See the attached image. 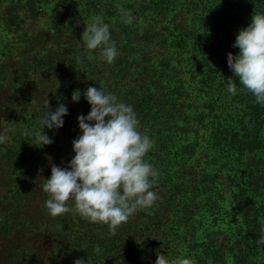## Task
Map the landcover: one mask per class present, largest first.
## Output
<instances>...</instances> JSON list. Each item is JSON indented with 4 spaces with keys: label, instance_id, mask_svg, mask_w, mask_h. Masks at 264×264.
I'll return each mask as SVG.
<instances>
[{
    "label": "trees",
    "instance_id": "1",
    "mask_svg": "<svg viewBox=\"0 0 264 264\" xmlns=\"http://www.w3.org/2000/svg\"><path fill=\"white\" fill-rule=\"evenodd\" d=\"M256 14H264V0H0V135L8 137L0 144V183L9 167L13 175L24 168V184L1 192L0 264H155L158 254L191 264H264L257 243L264 236V106L227 66V54L239 53V30ZM95 16L116 42L111 64L99 49L91 59L85 51L82 33ZM230 75L236 95L224 91ZM89 87L132 106L153 141L145 160L159 172L151 189L158 200L115 235L73 211L51 217L42 190L51 165L67 167L74 157ZM74 90L81 92L75 103ZM224 93L232 108L225 113L218 112ZM46 96L50 110L64 104L68 111L63 127L44 129L53 143L39 148L33 140ZM34 189L43 201L31 211L21 203Z\"/></svg>",
    "mask_w": 264,
    "mask_h": 264
},
{
    "label": "clouds",
    "instance_id": "2",
    "mask_svg": "<svg viewBox=\"0 0 264 264\" xmlns=\"http://www.w3.org/2000/svg\"><path fill=\"white\" fill-rule=\"evenodd\" d=\"M124 22L131 24L134 17L122 7ZM82 40L88 58L94 50H100V58L111 64L119 55L116 42L111 39L109 25L101 16L92 18L85 27ZM239 53L227 54V66L238 78L242 91L251 93L256 103L264 106V14L252 15L250 24L239 30L233 44ZM79 62V57L77 58ZM227 91L237 94L233 78L227 81ZM84 99L90 105L87 116L79 115L77 123L82 133L72 142L74 157L67 167L51 165V175L44 180L42 190L47 193L45 207L51 217L73 211L91 223L107 225L109 234L126 223L138 210L149 209L158 200L151 189L159 176L157 169L145 160L153 147V141L140 131L131 105L118 100L101 88L89 87ZM81 92L74 90L71 100H80ZM47 112L40 120L41 128L34 133L33 146L42 148L53 143L44 129L63 127L67 107L58 104L52 111L45 97ZM24 135H33L25 132ZM0 135V144L7 142ZM69 201L72 207H69ZM264 244V236L258 241ZM94 251L99 253L97 246ZM74 264H86L77 259ZM155 264H191L189 259L170 262L164 255H157Z\"/></svg>",
    "mask_w": 264,
    "mask_h": 264
},
{
    "label": "rangeland",
    "instance_id": "3",
    "mask_svg": "<svg viewBox=\"0 0 264 264\" xmlns=\"http://www.w3.org/2000/svg\"><path fill=\"white\" fill-rule=\"evenodd\" d=\"M229 78H232V76L230 75V77H228L227 76V78L224 80V82H223V85H224V91L228 88V85H227V81H228V79ZM226 88V89H225ZM208 90H210V91H213L214 89H213V87H211L210 89H208ZM230 94H228V95H226V93H224V94H222L221 95V100L219 101V104H221L222 106H221V108L218 110V112H223V113H225L226 111H230L232 108L231 107H229L230 106V104H229V99H227L228 100V102L226 103V99H223V97H225V96H229ZM17 157L18 156H14V163L17 165V162H16V159H17ZM222 160H224L223 158H222ZM32 169V168H31ZM21 170H24V168H19V170H18V172L17 173H15L14 175H13V171H12V168H8L7 169V172H5V175L7 176V181L6 182H4V184H2V183H0V196H1V192H5L6 191V188H10L9 186H13V185H11V183H17V185H21V184H24L23 182H24V175H23V171H21ZM1 176V175H0ZM26 177H28V180L30 181V182H32V180H30L29 179V176L27 175ZM39 177H41V175L39 176ZM30 184H32V183H28V186L30 185ZM3 185V186H2ZM9 185V186H8ZM27 186V187H28ZM34 191L35 192H33V194L31 195V198L30 199H26L25 201H23L21 204L22 205H24L25 203H29V206L30 207H28V209L29 210H31V211H33V206H32V204H39V203H41L43 200H42V197H40V190L39 191H37L36 192V190L34 189ZM33 195H35V196H33ZM26 197L28 196V194H27V188H26V195H25ZM24 196V197H25ZM15 196H12V198H14ZM23 197V198H24ZM22 201V200H21ZM2 201H1V199H0V203H1ZM31 203V204H30ZM4 209V206H1V204H0V211L1 210H3ZM27 209V210H28ZM35 209V208H34Z\"/></svg>",
    "mask_w": 264,
    "mask_h": 264
}]
</instances>
